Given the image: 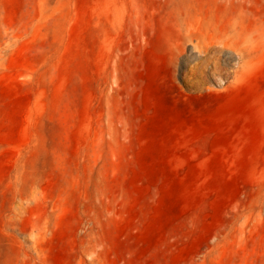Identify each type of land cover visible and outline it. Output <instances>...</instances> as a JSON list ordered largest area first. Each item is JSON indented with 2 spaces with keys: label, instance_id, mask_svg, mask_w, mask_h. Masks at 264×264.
<instances>
[{
  "label": "rangeland",
  "instance_id": "1",
  "mask_svg": "<svg viewBox=\"0 0 264 264\" xmlns=\"http://www.w3.org/2000/svg\"><path fill=\"white\" fill-rule=\"evenodd\" d=\"M0 264H264V0H0Z\"/></svg>",
  "mask_w": 264,
  "mask_h": 264
},
{
  "label": "bare ground",
  "instance_id": "2",
  "mask_svg": "<svg viewBox=\"0 0 264 264\" xmlns=\"http://www.w3.org/2000/svg\"><path fill=\"white\" fill-rule=\"evenodd\" d=\"M240 37H241V34L239 32L229 33V34L227 33L226 35L217 38L215 42L209 43L206 48V51H213L215 48L221 47V46H223L224 48H228V49L233 48L234 46H236L237 39ZM226 57H229V53H226ZM251 57H252L251 53L244 51V50L238 55V59H236L237 64H238L236 74L238 77L241 76L243 70L248 66L251 60Z\"/></svg>",
  "mask_w": 264,
  "mask_h": 264
}]
</instances>
